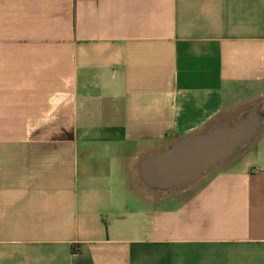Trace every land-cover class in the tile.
Masks as SVG:
<instances>
[{"label":"crops","instance_id":"1","mask_svg":"<svg viewBox=\"0 0 264 264\" xmlns=\"http://www.w3.org/2000/svg\"><path fill=\"white\" fill-rule=\"evenodd\" d=\"M250 111L212 175L141 181ZM263 114L264 0H0V264H264Z\"/></svg>","mask_w":264,"mask_h":264},{"label":"water","instance_id":"2","mask_svg":"<svg viewBox=\"0 0 264 264\" xmlns=\"http://www.w3.org/2000/svg\"><path fill=\"white\" fill-rule=\"evenodd\" d=\"M251 116L255 118V124L248 130L252 126ZM260 122V116L250 111L230 126L180 137L141 163L140 179L150 190L162 192L187 185L245 146L255 135Z\"/></svg>","mask_w":264,"mask_h":264},{"label":"rangeland","instance_id":"3","mask_svg":"<svg viewBox=\"0 0 264 264\" xmlns=\"http://www.w3.org/2000/svg\"><path fill=\"white\" fill-rule=\"evenodd\" d=\"M263 116H264V114H263ZM220 166H222V164L220 163V164H218L217 166H215L214 167V169H212L208 174L209 175H212V173H214ZM205 178H207V174L206 175H204L202 178H201V180H200V182L199 183H202L203 181H205Z\"/></svg>","mask_w":264,"mask_h":264},{"label":"bare ground","instance_id":"4","mask_svg":"<svg viewBox=\"0 0 264 264\" xmlns=\"http://www.w3.org/2000/svg\"><path fill=\"white\" fill-rule=\"evenodd\" d=\"M254 119H255V118L250 119L251 121H249V122H250V124H252V126H249V127H248V130H251V129L254 127V124H255Z\"/></svg>","mask_w":264,"mask_h":264}]
</instances>
